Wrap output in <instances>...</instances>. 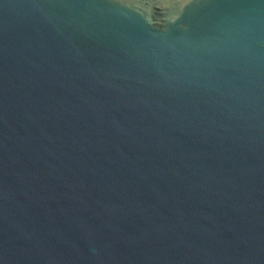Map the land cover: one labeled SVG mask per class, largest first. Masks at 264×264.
Masks as SVG:
<instances>
[{
  "label": "water",
  "instance_id": "95a60500",
  "mask_svg": "<svg viewBox=\"0 0 264 264\" xmlns=\"http://www.w3.org/2000/svg\"><path fill=\"white\" fill-rule=\"evenodd\" d=\"M0 264H264V0H0Z\"/></svg>",
  "mask_w": 264,
  "mask_h": 264
}]
</instances>
